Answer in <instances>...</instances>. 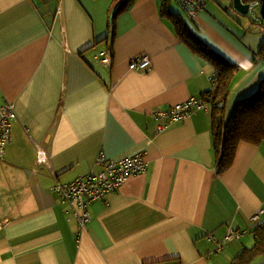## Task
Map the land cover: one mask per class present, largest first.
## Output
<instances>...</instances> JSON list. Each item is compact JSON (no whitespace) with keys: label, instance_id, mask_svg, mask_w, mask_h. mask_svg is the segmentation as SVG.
<instances>
[{"label":"crops","instance_id":"1","mask_svg":"<svg viewBox=\"0 0 264 264\" xmlns=\"http://www.w3.org/2000/svg\"><path fill=\"white\" fill-rule=\"evenodd\" d=\"M127 2L0 0V105L12 103L16 115L0 160V181L11 183L0 190V264H229L253 245L264 220V144L241 142L217 173L210 97L179 123L152 113L212 87L214 68L173 21L236 73L226 118L264 80L260 40H238L230 0H211L215 10L206 1L194 19L176 0ZM138 55L150 70L128 68ZM37 146L48 165L36 163ZM99 151L114 160L139 154L145 170L89 204L81 226L53 190L96 171ZM230 231L240 238L222 243Z\"/></svg>","mask_w":264,"mask_h":264},{"label":"built area","instance_id":"2","mask_svg":"<svg viewBox=\"0 0 264 264\" xmlns=\"http://www.w3.org/2000/svg\"><path fill=\"white\" fill-rule=\"evenodd\" d=\"M176 1L186 10L189 19H194L205 8V0ZM259 3L260 0H250L248 2V13L253 17V22H257L259 19L258 13L255 11ZM128 68L136 71L150 70V58L147 55L133 57L129 61ZM207 108V98L190 97L165 111H155L152 113V117L164 120L165 125L175 124L189 118L195 111L199 109L206 110ZM15 119L16 115L12 103L0 105V160L3 159L2 156H5L6 148L12 143V123ZM165 125L160 126V130L164 129ZM25 131L28 133V129H25ZM140 156L137 154L120 160H114L107 158L102 151H99L94 161L96 171L90 170L89 173L79 176L67 184L65 188L58 186L53 191L56 192L61 202L66 201L70 206L75 208L73 210L75 212L74 216L82 226L90 218L88 212L89 204L96 201H107L108 197L114 194L128 177L144 172L145 161ZM35 161L39 165H48L50 163V155L43 146L35 148ZM262 214L263 211L261 210L253 220L258 221ZM240 236V232L230 231L225 235L222 243L239 239ZM221 248L219 246L217 251H220Z\"/></svg>","mask_w":264,"mask_h":264},{"label":"trees","instance_id":"3","mask_svg":"<svg viewBox=\"0 0 264 264\" xmlns=\"http://www.w3.org/2000/svg\"><path fill=\"white\" fill-rule=\"evenodd\" d=\"M133 1L128 0L127 5H131ZM116 13L117 10L114 11L113 20ZM258 21L264 23L260 18ZM173 24L179 38L194 53L211 64L215 70L217 77L215 94L213 95L209 91L205 93L208 95L203 96V98H211V136L217 159V173H221L232 164L236 149L241 142L258 145L264 140V80L259 83L256 90L250 96L236 103L229 119L223 125L224 104L229 92V85L233 78L231 75L233 68L227 62L220 61L215 57L207 44L197 38L184 25L182 20H175ZM257 55L264 61V42L261 44ZM219 81L221 85H219ZM220 101L224 102V104L218 105ZM251 233L254 237L253 245L248 250L243 249L239 252L231 260V264H251V262L248 263V259H253L255 256L264 254V220L256 225Z\"/></svg>","mask_w":264,"mask_h":264},{"label":"rangeland","instance_id":"4","mask_svg":"<svg viewBox=\"0 0 264 264\" xmlns=\"http://www.w3.org/2000/svg\"><path fill=\"white\" fill-rule=\"evenodd\" d=\"M206 1H209L210 8L212 10H215L216 8H219V6H220V5L216 4L215 2H211V0H205V2ZM216 1H219V0H216ZM221 2L225 3V0H221ZM228 6H229V9L231 11H233V9L231 8V6L230 5H228ZM255 11L259 15V8H256ZM228 13H229L230 16H236L239 19V21H240L239 25H237L239 27L240 31H237V33H236L237 36H238V40H239V38L242 40L244 37L246 39L255 38L257 41L260 40V46H261V44L264 42V23H260L259 21L253 22V17L251 16L250 13H248L247 15H242V14H239L238 12L233 11V14H231L229 12V10H228ZM186 16H187V14H186ZM235 74L236 73H234V71L231 73L232 76H234ZM209 78L211 79L210 80V83H211V86H212L211 89H210V91L214 95L215 94V91H216L215 85H216V80H217V77H216V74H215V70L211 72ZM220 81H222V79H220ZM220 81H219V85H221V82ZM219 99H221V98H219ZM238 101H240V100H238ZM219 103L220 104H218V105H223L224 104V102L222 103L221 101ZM228 119H229L228 117L226 118L223 115V125L225 124V122ZM261 143L264 144V140ZM2 157L4 159L5 156H2ZM0 190L9 192L11 190V183L8 182V181H0ZM11 194H12V192L10 193V196H11ZM14 194L15 195L19 194V192H18L17 189H14ZM0 196H3L5 198L7 197L4 194H0ZM245 249L248 250L249 247H245ZM250 262H251V264H264V258H261V255H259L257 257L255 256L253 259H248V263H250ZM229 264H231V260H229Z\"/></svg>","mask_w":264,"mask_h":264},{"label":"water","instance_id":"5","mask_svg":"<svg viewBox=\"0 0 264 264\" xmlns=\"http://www.w3.org/2000/svg\"><path fill=\"white\" fill-rule=\"evenodd\" d=\"M250 0H230V6L233 11L238 12L242 15H247L248 13V2ZM259 16L260 19L264 21V0H260L259 3Z\"/></svg>","mask_w":264,"mask_h":264},{"label":"bare ground","instance_id":"6","mask_svg":"<svg viewBox=\"0 0 264 264\" xmlns=\"http://www.w3.org/2000/svg\"><path fill=\"white\" fill-rule=\"evenodd\" d=\"M119 6V5H118ZM120 7V6H119ZM118 8V7H117ZM211 79L209 78V81H210ZM6 152V151H5ZM140 158H142V156H140ZM132 177V176H131Z\"/></svg>","mask_w":264,"mask_h":264},{"label":"clouds","instance_id":"7","mask_svg":"<svg viewBox=\"0 0 264 264\" xmlns=\"http://www.w3.org/2000/svg\"><path fill=\"white\" fill-rule=\"evenodd\" d=\"M206 3V2H205ZM259 8V7H258ZM248 14V13H247ZM258 17L260 18V16L258 15ZM262 20V19H261Z\"/></svg>","mask_w":264,"mask_h":264}]
</instances>
